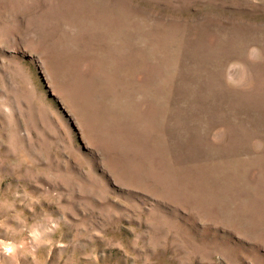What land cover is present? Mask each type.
Listing matches in <instances>:
<instances>
[{
  "label": "rangeland",
  "instance_id": "rangeland-1",
  "mask_svg": "<svg viewBox=\"0 0 264 264\" xmlns=\"http://www.w3.org/2000/svg\"><path fill=\"white\" fill-rule=\"evenodd\" d=\"M0 264H264V0H0Z\"/></svg>",
  "mask_w": 264,
  "mask_h": 264
},
{
  "label": "bare ground",
  "instance_id": "bare-ground-1",
  "mask_svg": "<svg viewBox=\"0 0 264 264\" xmlns=\"http://www.w3.org/2000/svg\"><path fill=\"white\" fill-rule=\"evenodd\" d=\"M207 42V41H206ZM219 43V42H218ZM206 45V44H205ZM210 45V44H209ZM207 46V45H206ZM188 52V51H187ZM243 54V53H242ZM205 55V54H204ZM241 67V66H240ZM239 67V68H240ZM263 70V69H262ZM213 73V72H212ZM218 73V72H217ZM201 75V74H200ZM239 77V76H238ZM262 79V78H261ZM213 80H215V79H213ZM246 81V80H245ZM242 83V82H241ZM255 84V83H254ZM257 84V83H256ZM245 85V84H244ZM246 86V85H245ZM244 87V86H243ZM193 90V89H192ZM189 91V90H188ZM257 91V90H256ZM173 92H174V90H173ZM212 93V92H211ZM219 94H220V92H219ZM182 95V94H181ZM222 96V95H221ZM184 97V96H183ZM188 98V97H187ZM192 98V97H191ZM179 99H181V98H179ZM256 105V104H255ZM231 106V105H230ZM263 106V105H262ZM213 107V106H212ZM203 109V108H202ZM187 110H189V109H187ZM212 112V111H211ZM197 116V115H196ZM195 117V116H194ZM218 118V117H217ZM193 119V118H192ZM208 122V121H207ZM239 123V122H238ZM187 124V123H186ZM216 125V124H215ZM223 125V124H222ZM240 125V124H239ZM219 126V125H218ZM209 128V127H208ZM202 129V128H201ZM200 136V135H199ZM204 136V135H203ZM189 141V140H188ZM222 149V148H221ZM196 150V149H195ZM206 150V149H205ZM195 152V151H194ZM218 153V152H217ZM198 165V164H197Z\"/></svg>",
  "mask_w": 264,
  "mask_h": 264
},
{
  "label": "clouds",
  "instance_id": "clouds-1",
  "mask_svg": "<svg viewBox=\"0 0 264 264\" xmlns=\"http://www.w3.org/2000/svg\"><path fill=\"white\" fill-rule=\"evenodd\" d=\"M5 248H6V251H8V252H12L13 251L12 247H10V246H5Z\"/></svg>",
  "mask_w": 264,
  "mask_h": 264
}]
</instances>
